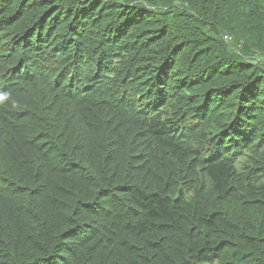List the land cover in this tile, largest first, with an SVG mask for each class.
<instances>
[{
	"label": "trees",
	"instance_id": "trees-1",
	"mask_svg": "<svg viewBox=\"0 0 264 264\" xmlns=\"http://www.w3.org/2000/svg\"><path fill=\"white\" fill-rule=\"evenodd\" d=\"M0 264H264V0H0Z\"/></svg>",
	"mask_w": 264,
	"mask_h": 264
}]
</instances>
